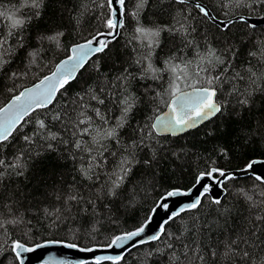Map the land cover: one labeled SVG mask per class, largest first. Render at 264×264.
<instances>
[{
  "label": "trees",
  "instance_id": "16d2710c",
  "mask_svg": "<svg viewBox=\"0 0 264 264\" xmlns=\"http://www.w3.org/2000/svg\"><path fill=\"white\" fill-rule=\"evenodd\" d=\"M205 4L217 18H229L237 14L261 15L264 6L259 4L252 8H229L226 0H199ZM22 0H0V10L4 7L20 8ZM129 12L135 10V0H127ZM34 9L23 8L24 17H28L20 33V37L12 38L9 44L13 46L10 55L5 56L8 62L0 66V107L15 93L26 85H30L49 72L55 63L66 56L71 45L88 38L96 31L108 30L104 27L108 16L106 0H42L39 15L33 16ZM176 20H184L189 29L186 39L198 46H184L180 35L164 32L161 35V46L154 50L153 64L158 69H164V61L175 54L183 59L196 60L197 51H205V43L223 52L226 45L233 46L234 59L232 70L225 74L223 88L218 94V101L225 105L224 114L217 115L210 121H205L199 127L179 135H159L153 132L151 138H146L144 146L136 151V160L131 165V171L120 189L114 196H102L96 201L95 213L89 208V214L82 209L88 207L84 203L73 204L69 214L63 213L64 199L69 190L77 191L87 198L89 190L94 193L107 180L106 173L116 168L120 153V145L110 143L116 157H108L109 163L101 172L99 181H87L77 171L80 165V154L74 147L72 129L64 128L59 122L46 120L52 124L51 131L61 132V138L51 141L53 147L47 148L46 142L38 141L26 145L21 132L14 133L10 142L0 147V156L12 160L18 153H27L22 157L24 167L0 178V264H18L13 251V241L27 244L46 239H57L73 242L81 246L105 245L115 235L128 232L143 224L149 216L159 197L172 188H188L197 176L209 168L218 167L223 170L242 168L253 158H264V78L257 81L248 105L238 101L242 98L233 88L249 87L248 69L260 75L264 73V25L250 26L247 22L236 20L230 24V30H221L196 8L194 4L177 3L176 0H149L148 6L140 14L139 21L145 26L153 24L173 25ZM136 19L126 16L124 27L119 29L117 36L110 41L104 53L90 58L85 69L77 78L66 86V91L57 94L52 112L64 111V105L82 93L89 86L99 88L106 81H115L125 69L135 77L129 81V92L137 98L136 106L129 114L128 123L120 130V141L129 144L133 139H139L137 129L151 124L154 116L167 103L171 73H158L160 79H140L141 66L135 60L141 55L140 40L133 39ZM0 28H7V20L0 21ZM63 32L62 48L40 37ZM22 38L23 48L15 44V39ZM36 52L35 62L29 55ZM257 53L255 56L250 53ZM179 63V60L175 61ZM97 67L99 72H97ZM235 73L244 77L232 79ZM203 75V74H202ZM183 82V81H182ZM185 83L195 84L193 78ZM182 87V88H184ZM232 94H229V93ZM159 94V95H158ZM105 105L101 107L106 112L110 122L120 115L116 97L107 96ZM119 95V93H117ZM94 103V102H93ZM47 112L48 110H43ZM72 116L71 106L68 108ZM44 119L40 113L35 114ZM92 115V113H89ZM95 119V117H94ZM70 123V122H69ZM33 124H27L23 134H30ZM87 140L89 137H83ZM62 141H67L64 143ZM31 149V151H29ZM226 153V154H225ZM126 154V153H125ZM75 157V159H74ZM95 184V188L91 186ZM225 195L221 204L212 203L208 196L201 199V206L195 210L179 212L164 226L165 233L160 240L139 245L124 254L121 264H172L171 250L168 243L177 246L175 237L185 229L186 241L193 238L202 241L205 260L209 261L207 245L214 244L223 233L216 227L217 223L239 230L245 226V221L256 214H264L259 208L251 207L242 194L246 192L259 202L264 197V184L251 175L233 177L224 182ZM61 209L63 218L58 222L55 213ZM224 209L228 212L224 215ZM47 210V212L45 211ZM199 217L197 221L195 218ZM207 224L210 232L205 229ZM197 227L200 234L197 236ZM152 253L149 256V253ZM181 256V260H183ZM94 264V262L84 263ZM102 264H112L103 261ZM189 264H195L194 257L189 258ZM223 264V262H220Z\"/></svg>",
  "mask_w": 264,
  "mask_h": 264
},
{
  "label": "snow or ice",
  "instance_id": "6c2138e0",
  "mask_svg": "<svg viewBox=\"0 0 264 264\" xmlns=\"http://www.w3.org/2000/svg\"><path fill=\"white\" fill-rule=\"evenodd\" d=\"M177 3H185V0H176ZM42 0H22L20 8L13 9L12 7H4L0 10V21L7 20V28H0V66L7 63L6 55H10L13 46L9 44L12 38L20 37L25 24L28 22V17H24L22 13L23 8L34 9L33 16H38ZM149 0H135V10L129 12L127 8V0H106L108 8V16L105 19L104 27L108 29L107 32L96 31L81 43H76L68 48L67 56L55 66V70L50 75L44 76L39 83L31 88H26L20 91L19 94L14 95L11 102L5 106L0 107V147L6 146L10 142V138L14 133L21 132V138L26 145H33L38 141L46 142L47 148L51 149L53 144L51 141H57L61 138V132L51 131L52 124L47 123L46 120L59 122L64 125L65 129L71 127L72 136L76 137L74 140V147L80 154V165L77 169L79 174L87 181H99L101 172L106 165H108V157H116L117 152L112 151L110 143L120 145V155L115 169L111 173H106L107 180L101 184V187L96 189L94 193L89 190L87 198L81 195L78 190H69V194L64 199L63 213L70 216L72 205L84 203L88 205L82 209L85 214H89V208L95 213L97 210L96 201L100 200L102 196H114L117 189H120L124 181L127 179L131 165L136 160V151L144 146L145 139L151 138L153 132L155 133H169L176 135L187 130L199 127L205 121H210L218 114L223 115L225 105L218 101V94L223 88L225 74L232 70L231 61L234 59L233 46L226 45L223 52L218 49L210 47L205 43V51L203 53L197 51L196 60L183 59L173 54L165 61V68L158 69L153 64L154 50L161 46V35L164 32L180 35L184 40V46H194V42L186 39L189 35V29L184 20H176L175 24H153L152 26H145L140 23L139 16L148 6ZM224 4L225 0H221ZM227 6L231 8H252L259 4L264 6V0H226ZM2 7V6H0ZM196 8L208 19H215L211 12L203 5L197 3ZM131 16L136 19L135 34L133 39L141 42V55L135 60L137 65L141 66L140 79L151 78L153 80L160 79L158 73L167 71L171 73L172 79L169 83L168 93L172 97L170 105L171 112L165 114L163 117L157 116L155 123L145 125L137 129L141 134L139 139H133L127 145L120 141V130L128 123L129 114L136 106L137 98L134 94L129 92V81L135 77L127 69L119 74L115 81H106L102 87L93 88L89 86L82 93H77L76 97L69 100L64 105V111L52 112L49 108L54 105L57 99V94L61 90L66 91V86L77 78V75L85 69L91 57L96 54L104 53L108 49L110 40L106 37L115 38L118 30L124 27L125 17ZM241 21L245 20L244 16L238 17ZM229 20L222 25L221 30H230ZM64 36L63 32H56L53 35L42 36L41 40H47L54 44L59 50H64L61 44V38ZM15 44L23 48L22 38L15 39ZM35 62L36 52L29 53ZM249 55L255 56L257 53L253 52ZM179 60V63L175 61ZM97 72L99 68L97 67ZM249 87L244 89L233 88L232 92H239L241 99L238 101L242 105H248L252 97L257 81L264 78V73L257 75L252 68L248 69ZM203 74V75H202ZM239 78L244 80V77L239 73H235L232 79ZM195 78V84H187L191 91H185L181 87V82H187ZM119 93V95H117ZM114 96L119 105L120 115L115 118V122H110L106 112H102L101 107L105 105V99L102 97ZM229 94H232L231 92ZM159 95V94H158ZM94 102V103H93ZM71 106L72 116H69L68 108ZM43 110H48L44 112ZM40 113L44 115V119L38 118L35 114ZM92 113V115H89ZM95 117V119H94ZM70 122V123H69ZM27 124H33L34 129L30 134H23L22 129ZM83 137H89L85 140ZM67 143V141H62ZM31 151V149H29ZM126 153V154H125ZM226 154V153H225ZM27 155L26 152L21 151L12 160L0 156V178L6 174L15 172L16 175H22L24 164L22 157ZM75 159V157H74ZM255 161L246 165L247 169L253 168ZM233 178V175L227 173L222 168L212 167L206 172H202L197 177V183H201L204 179H210L215 183L223 185L225 181ZM257 180L264 183V179L260 176ZM95 188V184L91 186ZM212 185H204L200 196L191 203L183 206L179 212L198 209L201 206V197L211 191ZM245 199L251 202V207L259 208L264 212V199L257 202L253 200L251 195L241 190ZM179 190L167 192L168 197L180 195ZM187 194V193H184ZM264 197V193H261ZM216 205L221 204V200L216 198L212 201ZM161 207H166L162 204ZM47 212V210H45ZM179 212L173 213L169 219H174L179 215ZM228 209H224L222 215L226 214ZM61 209H56L55 213H48L49 215H56L58 222L63 218ZM197 221L199 217L195 218ZM0 227L3 223L0 222ZM205 229L211 231L207 224ZM216 227L223 233L218 237L214 244L207 245L209 261L205 260L204 249L202 241L198 238H193L191 242L186 241V234L190 229H185L181 235L175 237V241L180 245V251L177 252V246L174 243H168L167 249L171 250L172 264H189V258L194 257L195 264H264V214H256L245 221V226H238L239 230L230 229L227 227V220L224 224L217 223ZM145 228L140 227L134 231L118 234L114 236L108 247H122L125 251H130L126 248L124 242H131L134 238L140 237L144 233ZM197 236L200 234L199 227L196 229ZM162 235L171 236L170 233H165V229L161 226L159 232L147 238V240H137L136 243L131 244V248H135L140 244L149 241L160 240ZM69 247H76L75 244H69ZM13 251L17 257L21 256L22 252L31 251V248L25 247L20 241H13ZM85 251H92V249H84ZM149 256L152 255L150 252ZM183 256V260H181ZM125 259L124 254L115 256H99L95 258L94 264H102V261H111L112 264H121ZM21 264L23 262L21 261Z\"/></svg>",
  "mask_w": 264,
  "mask_h": 264
},
{
  "label": "water",
  "instance_id": "95a60500",
  "mask_svg": "<svg viewBox=\"0 0 264 264\" xmlns=\"http://www.w3.org/2000/svg\"><path fill=\"white\" fill-rule=\"evenodd\" d=\"M185 2L194 4L195 6L197 3H199L203 6H205L209 10V8L199 0H185ZM211 14H212V12H211ZM241 15L245 17L244 21L247 22L250 26L264 25V13L261 15L237 14V15H234L230 18H217L212 14V16L215 19H209V20L222 28V25L224 23H227L229 20H231L232 22L236 21V20H240L238 17ZM100 31L101 32H107L108 30H100ZM118 32H119V30H118ZM116 36H117V34L115 35V37ZM106 39L111 41L113 38L106 37ZM84 40H81L77 43H81ZM66 56H64L63 58L58 60L55 63V65L53 66V68L49 72H47L45 75H43L40 79L36 80L35 82H33L30 85H26L25 87L20 89L14 95L19 94L20 91H23L26 88L33 87L35 84L39 83V81L44 76L50 75L51 72L55 70L56 64H58L61 60L65 59ZM183 89L185 91H191V88H189V87H184ZM12 97L5 104H3L1 107L7 106L11 102ZM171 103H172V97L170 96V98L168 99L164 108L154 116L152 123H155V118L157 116L163 117L165 114H169L171 112V107H170ZM156 134L172 135L169 133H156ZM179 134H182V133H179ZM179 134H176V135H179ZM172 136H175V135H172ZM252 161L256 162L253 165V168L247 169L246 165ZM248 163L246 165H244L242 168L229 169V170H225V171L227 173L232 174L233 177H241V176L251 175L254 178H256L257 176H260L262 179H264V158H253ZM204 185H212L211 191L209 193L205 194V196H209V198L211 200H214L216 198L221 199L225 195L226 190L223 187V185L217 184V183H215V181L210 180V179H204L201 183L198 184L197 178H196L195 182L186 189L173 188V189L168 190L167 192L179 190L181 194L177 195V196H173V197H168L166 195L167 192L162 194L159 197V199L157 200L155 206L152 208V211L150 212L147 219L140 226V227L145 228L144 233H142L140 237L134 238L133 241H131V242H127V241L124 242L125 247L132 249L131 248L132 243H136L137 240H147L148 237H150L154 234H157L159 232L161 226L164 227L165 224L167 223V221L170 220L169 217L172 216L173 213L179 212V210L183 206L191 203L197 197L200 196V193H201ZM184 193H187V194H184ZM203 197H201V199ZM162 204L166 205V207H161ZM140 227H138V228H140ZM138 228H136V229H138ZM136 229H133L130 231H134ZM130 231H128V232H130ZM123 233H126V232H122L119 234H123ZM149 242H152V241H149ZM149 242H147V243H149ZM21 243H23L25 245V247L31 248L32 250L22 252L20 257L16 256L17 260H18V264H21V261L23 262V264H84V263L94 262L95 258L99 257V256H115L118 254H125L126 253L125 248L116 247V246L108 247L110 242L105 244V245H90V246H81V245L75 244L73 242L64 241V240H57V239H46V240L36 242L34 244H27L24 242H21ZM69 244H75L76 247H69L68 246ZM143 244H145V243H143ZM140 245H142V244H140ZM84 249H92V251H85Z\"/></svg>",
  "mask_w": 264,
  "mask_h": 264
},
{
  "label": "bare ground",
  "instance_id": "6f19581e",
  "mask_svg": "<svg viewBox=\"0 0 264 264\" xmlns=\"http://www.w3.org/2000/svg\"><path fill=\"white\" fill-rule=\"evenodd\" d=\"M229 18H230V17H229ZM197 177H198V176H197ZM223 187H224V185H223ZM224 188H225V187H224ZM172 189H173V188H172ZM181 189H182V188H181ZM185 189H186V188H185ZM169 190H170V189H169ZM166 192H167V191H166ZM208 197H209V196H208ZM154 206H155V205H154ZM151 211H152V210H151ZM139 227H140V226H139ZM137 228H138V227H137ZM135 229H136V228H135ZM110 241H111V240H110ZM110 241H109V242H110ZM109 242H108V243H109Z\"/></svg>",
  "mask_w": 264,
  "mask_h": 264
},
{
  "label": "rangeland",
  "instance_id": "374dc122",
  "mask_svg": "<svg viewBox=\"0 0 264 264\" xmlns=\"http://www.w3.org/2000/svg\"><path fill=\"white\" fill-rule=\"evenodd\" d=\"M185 83L181 82V87H184Z\"/></svg>",
  "mask_w": 264,
  "mask_h": 264
}]
</instances>
